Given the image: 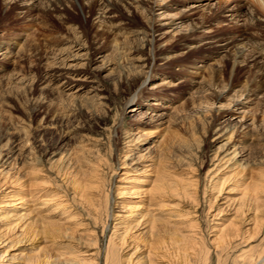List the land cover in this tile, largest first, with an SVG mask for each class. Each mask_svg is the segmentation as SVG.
Wrapping results in <instances>:
<instances>
[{
	"label": "rangeland",
	"instance_id": "1",
	"mask_svg": "<svg viewBox=\"0 0 264 264\" xmlns=\"http://www.w3.org/2000/svg\"><path fill=\"white\" fill-rule=\"evenodd\" d=\"M70 1L65 25L41 0L25 13L0 0V47L15 43L13 57H0V236L70 227L76 241L92 238L102 264L110 240L119 257L195 240L199 263L216 264L223 232L234 234L228 264L244 253L264 264V91L251 82L261 79L256 66L233 63L248 48L264 52L262 14L250 0H172L106 18ZM238 29L252 35L231 43ZM73 41L84 47L70 50ZM62 49L69 70L45 83L44 56L59 62ZM209 68L221 71L216 80ZM50 244L41 247L57 253Z\"/></svg>",
	"mask_w": 264,
	"mask_h": 264
},
{
	"label": "bare ground",
	"instance_id": "2",
	"mask_svg": "<svg viewBox=\"0 0 264 264\" xmlns=\"http://www.w3.org/2000/svg\"><path fill=\"white\" fill-rule=\"evenodd\" d=\"M30 1H32V0H14V2L17 4V6L20 7V10L22 12L25 11V9L28 6V3ZM37 1H40V0H37ZM171 1L172 0H96V1L88 0V3H89L88 8L92 9V8H95V7H99V9L103 13L102 16L107 18L108 14H111V12L115 13V10L119 9L122 6L126 7V8H131L132 6H135V8H140V9H148V8H150V13H151V12L154 11L155 8H159V9L161 7L169 8L170 5H167V4L170 3ZM197 1H199L200 3L203 2V0H197ZM228 1L230 2L231 0H228ZM250 1H252L253 2L252 4H254L252 6H255L254 7L255 11H253L255 13V15H256V13H259V14H262V16L264 17V0H250ZM11 2H13V0H11ZM11 2L10 3L8 2V3L11 4ZM70 3H71L70 0H41V4H43V7L44 6L47 7V12L50 11V14H53V13L58 14V17L57 16L56 17L63 24L68 23L67 22L68 17L66 16V12H67L66 7H68L67 4H70ZM202 6H203V4H202ZM240 7H242V6H240ZM34 8H35V6H34ZM42 8L39 9L40 10L39 13L42 12ZM232 9L233 8H231V10ZM47 19H48V17H46V20H45V17H43L42 20L47 21ZM257 19L258 18H256V20ZM169 24H171V23H169ZM70 31L72 32L73 30L69 29L68 32H70ZM147 32H148L147 34L143 33L144 36L147 37V38H152V36L156 33L154 23L150 22L147 25ZM74 34L76 35V34H80V33H78V32L76 33L75 32ZM233 35L234 36L230 40L231 43L237 41L240 38L246 40L249 36L252 35V33L250 34L248 32V29H238V30H235ZM255 38H257V37H255ZM249 39H250V37H249ZM79 41L82 42L81 39ZM145 41H146V39H145ZM147 41H148V44L151 43L149 39H147ZM248 45H250V44H248ZM14 46H15V43L9 44V45H7L5 47H0V57H4V58L5 57L8 58V56L11 57L15 53ZM83 47L84 46L82 44H77V42L75 41L72 44L70 50L73 49V48L74 49L77 48L79 50V49H82ZM68 49H62L60 51H57L59 56H60L59 59H63V60H61L59 62L57 61V58H55V59H53V62L48 63V61L51 60V57H49L48 55L44 56V60L45 61H47V59H48L47 63H44V66H42V68H43L42 80H44L45 83H48L50 85H57V84H60V82L62 83V80L64 79V77L66 75L64 70H66V71L69 70L68 66H66V65H67L68 61H70V59L73 57V55H71V54L69 55L67 53ZM138 51H139V49L138 50L135 49L132 52L135 53V52H138ZM247 51H249V53L246 56L244 55V52H243V54L242 53L237 54V56L233 59V63H234V65L237 63V64H241V65L247 66L248 69H250L253 66H256L259 69V71H257V72L259 73V77L261 79H259L258 81L254 80V81H251V82L253 83V85L257 89H263V91H264V52H263L262 49H260V47H253L252 49L248 48ZM33 53H34L33 56H35V57L39 55V51H35L34 50ZM69 53H70V51H69ZM58 54L56 53V55H58ZM62 57H64V58H62ZM0 60H2V59H0ZM38 60L41 61V58H38ZM63 62H65L64 65H63ZM54 64H56V66L54 68H51L50 65H54ZM196 70L198 71L197 68H196ZM208 70H207L208 71V76L210 77L211 80H216L217 77L220 75V72H221L220 70H215V69H210V68ZM1 73H2V70L0 68V74ZM251 82L249 81L250 85H251ZM69 83H67L65 81L62 85H59V86L60 87H64L65 86V88L66 87L69 88L70 87L68 85ZM197 85H199V84H197ZM247 89L248 88H246V90ZM97 178L98 177H96V179ZM84 182L82 181L83 184H88L87 182H85V183ZM94 182H95V180H94ZM97 182H99V181H97ZM162 185L160 184L159 188L154 186V188L156 187V188L160 189L159 190L160 194H157V195L162 196L161 194H163V193L165 195V191L167 193V187H165V185H163V186ZM101 186H102V184H101ZM96 187H97V185H96ZM82 188H83L82 189V196H84L85 199L88 201L87 203L94 204V202L90 198L91 197L90 194L88 193L90 191L87 190L88 192L86 193V189H88V188L87 187H82ZM170 189H172V188H170ZM151 190L153 192V189H151ZM174 191H177V190H174ZM56 194H57V204H58L57 208L58 207H61V208L64 207V201H59V200H62V196L59 195V193H56ZM182 194L184 195V192ZM65 196H67V195L65 194ZM78 196L80 197L81 194L78 195ZM186 198H188V196ZM51 200H53V198H51ZM70 200L72 201V199H70ZM49 202H50V200H49ZM66 211L67 210L63 211V214L67 213ZM68 213H69V211H68ZM74 217H75V215H74ZM155 222L157 223V221L154 220L153 227H155V226L157 227V225H155ZM38 225H41V224L38 223ZM153 227L151 226V229ZM151 229H150V231H153ZM154 229H156V228H154ZM71 231H73V230L70 227L69 228L68 227L65 228L64 226H60V225L56 226V225L52 224V225L48 226V225L44 224V226H40V228L38 226L37 228H34L30 232H26V233L24 232L21 235H13V236H9V235L5 236L4 235V236H0V247H2V251H0V261H2V260L4 261L5 256L8 254V252H10V250H15L14 254L10 253V255H11L10 259L9 260L7 259L8 264H102L101 253H100L99 250L95 251L96 247L94 245H96V244H93L94 241L92 242V240H91L92 238L91 237L90 238L87 237V240H83L82 242H80L81 239L76 241V238H74L70 234ZM151 233L152 234L154 233V235H155V232H151ZM156 233L158 234V232H156ZM6 234H8V233H6ZM232 236L234 237V234ZM232 236H231L230 233H228L226 235H223V232H222V236L220 237L221 239L219 240V243H218L219 244V247H218L219 249L217 250L218 252L216 253L217 254V260H216L217 263L216 264H228L227 263V259L224 256H226V255L229 256V251H230V248L232 246L231 243H230L232 241L231 240ZM96 240H97V238H96ZM178 241H180V240H178ZM174 242L176 243V241H174ZM42 243H51L50 245L53 246L54 249L57 246H59L58 247L59 251H57V253L52 254L45 247H41ZM146 244H147V246H146V249L144 251H141V250L138 251V252L135 251V252H133L131 254L130 253H125L124 255H121V257H119L118 256L119 247L116 244H114L112 240H110L109 246L106 249V256H105L104 264H192L193 262L195 264H196V262H197V264H200L199 263V261H200L199 260L200 253L198 252L199 245H198V242L195 241V240L192 242L191 246H189L188 243L185 240H183L182 241L183 245L180 246V244H179V246H177L176 248H174V247H171V248L169 247L168 248V246L166 244L164 246V242H160V241L159 242H151V243L147 242ZM88 248L90 250L94 249V250H92V251H94V253H90L89 254L88 252L90 250L84 251L85 249H88ZM172 248H174L175 250L174 249L172 250ZM83 255H88V256L87 257H83ZM260 255H261V253H260ZM262 256H263V254H262ZM262 256L258 255L255 258L253 255H251V253H244V254H241L240 256L236 257V258L239 259V261L242 262V264H256L257 263L256 261H259ZM192 258H193V261H192ZM212 263H210V264H212ZM232 263L233 264H238L237 261H234Z\"/></svg>",
	"mask_w": 264,
	"mask_h": 264
}]
</instances>
